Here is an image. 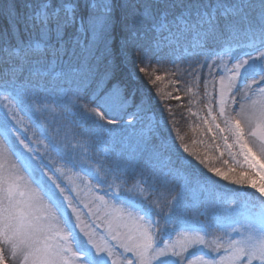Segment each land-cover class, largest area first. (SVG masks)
Returning a JSON list of instances; mask_svg holds the SVG:
<instances>
[{
	"label": "snow or ice",
	"instance_id": "snow-or-ice-1",
	"mask_svg": "<svg viewBox=\"0 0 264 264\" xmlns=\"http://www.w3.org/2000/svg\"><path fill=\"white\" fill-rule=\"evenodd\" d=\"M0 16V264H264V0Z\"/></svg>",
	"mask_w": 264,
	"mask_h": 264
},
{
	"label": "trees",
	"instance_id": "trees-1",
	"mask_svg": "<svg viewBox=\"0 0 264 264\" xmlns=\"http://www.w3.org/2000/svg\"><path fill=\"white\" fill-rule=\"evenodd\" d=\"M8 27V20L5 19L4 17L0 16V31L4 30L5 28ZM171 103L175 104L176 102L175 101H172ZM183 124V122H182ZM185 130H187V127H185ZM195 134L191 133L189 131V144H190V147H194L196 148L198 151H200L201 153L204 151V147L202 145H192L191 144V138L194 137ZM216 163L217 166H220L219 162H214ZM236 171H239V169H236ZM252 177L253 174L251 173V170L245 172L244 176L241 177L242 179H246V177Z\"/></svg>",
	"mask_w": 264,
	"mask_h": 264
},
{
	"label": "rangeland",
	"instance_id": "rangeland-1",
	"mask_svg": "<svg viewBox=\"0 0 264 264\" xmlns=\"http://www.w3.org/2000/svg\"><path fill=\"white\" fill-rule=\"evenodd\" d=\"M209 87L211 88V85H209ZM251 173L253 174V176L251 177L252 180H254L256 183H262L264 182V180H262V177H264V173H258L255 169L251 170ZM248 177H246L247 179Z\"/></svg>",
	"mask_w": 264,
	"mask_h": 264
}]
</instances>
